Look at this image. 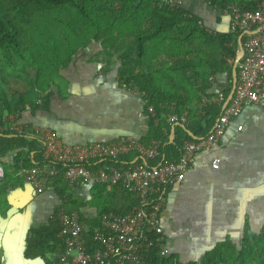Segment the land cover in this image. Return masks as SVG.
Segmentation results:
<instances>
[{"label": "trees", "instance_id": "16d2710c", "mask_svg": "<svg viewBox=\"0 0 264 264\" xmlns=\"http://www.w3.org/2000/svg\"><path fill=\"white\" fill-rule=\"evenodd\" d=\"M169 1L0 0V66H3L0 71L3 74L5 67H14L18 72L16 77L22 78L26 86L7 93L3 86L7 87L12 77L0 75V125L7 127L6 132L0 133V160L10 157L12 161H2V214L9 208L8 194L24 182L30 184L21 170L48 163L43 159L42 144L21 117L27 110L32 113L34 109L48 107L52 90H58L63 80L60 71L91 45L96 47L95 56L108 60L115 57L125 82L143 94L149 123L142 141L162 143L159 160H177L184 140L200 139L211 131L222 105L203 106L202 96L210 97L222 91L228 97L238 50L235 37L230 32L213 34L197 16L181 5L171 6ZM222 1L228 11L231 4L240 10L253 6L246 0ZM19 65L22 69H16ZM223 72L227 74V85L220 83ZM149 106L154 109V115L148 112ZM170 113L178 116L186 113L188 123L169 125L166 122ZM10 115L18 117L10 121ZM136 161V154L128 153L116 160L95 161L86 167L119 168ZM57 169L58 175L47 181L44 190H53L57 203L46 219L29 229L23 253L25 259H39L45 264H57L47 257L61 249L60 228L55 220L59 210L77 212L87 225L84 236L93 248V229L101 218L109 213L125 215L136 205L121 186L87 183L71 186L63 177L64 165L59 164ZM81 188L87 190L86 198L85 195L83 199L76 197ZM97 198L100 201H95ZM242 243L239 256L243 258L257 245L256 262L264 264V230L257 236L247 233ZM147 264L174 263L170 257L162 258L159 250H152Z\"/></svg>", "mask_w": 264, "mask_h": 264}, {"label": "crops", "instance_id": "0c3cea01", "mask_svg": "<svg viewBox=\"0 0 264 264\" xmlns=\"http://www.w3.org/2000/svg\"><path fill=\"white\" fill-rule=\"evenodd\" d=\"M215 1L179 0L213 34L228 33V10L222 0ZM95 48L91 45L60 71L63 80L52 90L48 107L27 110L22 122L56 131L69 146L147 134L143 94L125 82L115 57L95 56ZM222 75L227 78L226 72ZM9 87L26 89L18 77L11 78ZM81 189L76 197L86 198L87 190ZM55 199L53 190L36 195L26 182L8 194L9 208L5 214L0 210V264H45L23 257L25 239L31 227L48 217ZM160 220L162 258L174 264H258L257 245L243 258L238 253L247 233L257 236L264 230L263 110L245 109L218 148L196 156L183 181L167 189Z\"/></svg>", "mask_w": 264, "mask_h": 264}, {"label": "built area", "instance_id": "2783aa9c", "mask_svg": "<svg viewBox=\"0 0 264 264\" xmlns=\"http://www.w3.org/2000/svg\"><path fill=\"white\" fill-rule=\"evenodd\" d=\"M252 9H238L231 4L227 12L228 31L235 37L237 53L236 82L233 95L217 118L211 131L200 139L184 140L177 160H159L162 143L142 141L141 136H129L117 141L90 140L84 146H69L62 142L58 133L49 128L34 126L31 134L43 147V159L48 163L35 166L26 173L35 194H42L46 183L58 175V165H64V179L71 186L79 183L121 186L136 201V205L125 215L109 213L103 216L93 229L92 242L88 246L84 232L87 225L77 212L59 210L55 220L60 231L58 238L61 249L51 256L57 264H147L152 250H159L165 256L161 212L165 205L167 189L183 181L185 173L200 153L218 148L219 142L229 126L248 108L264 111V0H246ZM171 6L180 5L179 0H170ZM245 3L242 4V7ZM236 53V55H237ZM223 83L227 78L220 77ZM209 81L212 83L213 78ZM226 97L222 91L214 96H202V105H224ZM148 112L154 115L149 106ZM18 115H10L16 120ZM167 123L186 125V113L167 115ZM14 130L19 131L17 127ZM237 131L242 127L237 126ZM7 127L0 125V133ZM128 153H135L137 161L132 164L101 166L96 169L86 165L95 161L116 160ZM0 160V183L4 176ZM156 161L154 165L148 164ZM92 249V250H90ZM56 260V261H55Z\"/></svg>", "mask_w": 264, "mask_h": 264}, {"label": "water", "instance_id": "95a60500", "mask_svg": "<svg viewBox=\"0 0 264 264\" xmlns=\"http://www.w3.org/2000/svg\"><path fill=\"white\" fill-rule=\"evenodd\" d=\"M243 55V52L242 50L240 49L239 52L237 53L236 55V59H235V62L232 66V71H231V90L229 92V95L228 97L226 98V101L224 102V105L222 106V109L225 108V106L228 104L229 100L231 99L232 95H233V90H234V85H235V82H236V66H237V61L242 57ZM191 138H193L192 136V133L191 132H188L187 133ZM173 139V135L171 133V137H170V141H172Z\"/></svg>", "mask_w": 264, "mask_h": 264}, {"label": "rangeland", "instance_id": "374dc122", "mask_svg": "<svg viewBox=\"0 0 264 264\" xmlns=\"http://www.w3.org/2000/svg\"><path fill=\"white\" fill-rule=\"evenodd\" d=\"M3 66H0V69L2 68ZM16 69H22L21 68V66L19 65L18 67L16 66ZM3 74H1V71H0V75H2V76H4V77H6V78H14V77H16V76H18V72H16V70H14V67H5L4 69H3V72H2ZM1 78V77H0ZM10 81V80H9ZM9 85H7V87L4 85L3 86V88L6 90V92L7 93H10V91L12 90V89H17L16 87H13V88H11V87H9ZM95 201H100L98 198L95 200ZM98 203V202H97Z\"/></svg>", "mask_w": 264, "mask_h": 264}, {"label": "clouds", "instance_id": "9594fccd", "mask_svg": "<svg viewBox=\"0 0 264 264\" xmlns=\"http://www.w3.org/2000/svg\"><path fill=\"white\" fill-rule=\"evenodd\" d=\"M87 51V50H86Z\"/></svg>", "mask_w": 264, "mask_h": 264}]
</instances>
